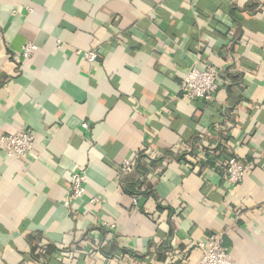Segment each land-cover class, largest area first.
<instances>
[{"label":"crops","instance_id":"obj_1","mask_svg":"<svg viewBox=\"0 0 264 264\" xmlns=\"http://www.w3.org/2000/svg\"><path fill=\"white\" fill-rule=\"evenodd\" d=\"M208 65L213 102L182 99ZM20 129L29 155L0 149V264H197L211 234L264 264V0H0V136ZM207 154L242 161V182Z\"/></svg>","mask_w":264,"mask_h":264},{"label":"built area","instance_id":"obj_2","mask_svg":"<svg viewBox=\"0 0 264 264\" xmlns=\"http://www.w3.org/2000/svg\"><path fill=\"white\" fill-rule=\"evenodd\" d=\"M37 47L32 43H26L18 53L19 59L26 61L36 51ZM82 59L92 64L97 59V54L92 52L76 51ZM221 76L218 70L212 66H207L204 69L189 67L180 83V96L182 99L190 102L201 101L205 104H211L215 94L222 85ZM82 127L87 130L88 125L82 124ZM34 135L30 130L20 129L12 134L0 136V149L8 155L24 158L33 149ZM182 153L187 154L190 149H183ZM131 162L125 161L122 164L121 172L125 173L131 168ZM245 164L235 158L229 159L225 163V181L231 186L240 184L245 174ZM87 179L85 171H80L71 174L69 199L65 200L62 205L66 209H70L71 200H79L86 195ZM99 200L92 198L90 204L98 205ZM133 205H137V199H132ZM111 229L113 227H110ZM197 248L200 251V259L197 264H233L232 257L225 244L224 238L219 234H211L205 240L197 243Z\"/></svg>","mask_w":264,"mask_h":264},{"label":"trees","instance_id":"obj_3","mask_svg":"<svg viewBox=\"0 0 264 264\" xmlns=\"http://www.w3.org/2000/svg\"><path fill=\"white\" fill-rule=\"evenodd\" d=\"M227 73V72H226ZM225 79H229L234 81V78L230 76L228 73L224 75ZM179 161H184V155H179L177 156ZM228 158H223V157H216L215 155H206L205 160L201 162L200 165L202 166H208L209 168H216L215 165L217 166L219 171H223L225 174V163L228 161Z\"/></svg>","mask_w":264,"mask_h":264}]
</instances>
